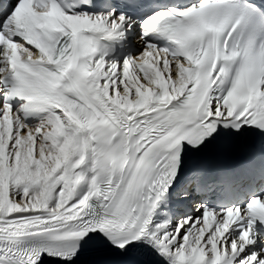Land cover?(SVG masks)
I'll use <instances>...</instances> for the list:
<instances>
[{"label": "snow or ice", "instance_id": "snow-or-ice-1", "mask_svg": "<svg viewBox=\"0 0 264 264\" xmlns=\"http://www.w3.org/2000/svg\"><path fill=\"white\" fill-rule=\"evenodd\" d=\"M0 264H264V0H0Z\"/></svg>", "mask_w": 264, "mask_h": 264}]
</instances>
